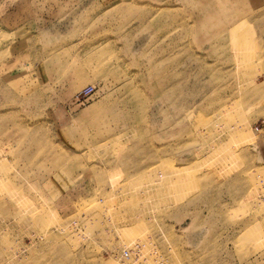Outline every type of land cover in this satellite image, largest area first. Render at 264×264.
I'll return each instance as SVG.
<instances>
[{
  "label": "rangeland",
  "instance_id": "1",
  "mask_svg": "<svg viewBox=\"0 0 264 264\" xmlns=\"http://www.w3.org/2000/svg\"><path fill=\"white\" fill-rule=\"evenodd\" d=\"M0 264H264V0H0Z\"/></svg>",
  "mask_w": 264,
  "mask_h": 264
},
{
  "label": "built area",
  "instance_id": "2",
  "mask_svg": "<svg viewBox=\"0 0 264 264\" xmlns=\"http://www.w3.org/2000/svg\"><path fill=\"white\" fill-rule=\"evenodd\" d=\"M124 256L127 257L128 256L127 253H125Z\"/></svg>",
  "mask_w": 264,
  "mask_h": 264
}]
</instances>
